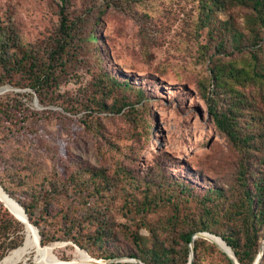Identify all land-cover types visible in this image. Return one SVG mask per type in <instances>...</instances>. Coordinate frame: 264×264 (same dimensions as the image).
I'll use <instances>...</instances> for the list:
<instances>
[{
	"label": "trees",
	"instance_id": "obj_1",
	"mask_svg": "<svg viewBox=\"0 0 264 264\" xmlns=\"http://www.w3.org/2000/svg\"><path fill=\"white\" fill-rule=\"evenodd\" d=\"M154 1L49 0L56 17L52 36L27 41L13 20L18 6L13 0H0V87L28 88L44 107L83 114L81 123L95 139L104 135L95 114L120 116L149 136L153 119L146 87L100 65L109 58L102 38L108 12ZM193 2L195 31L206 30L210 36L200 45L208 63L199 83L201 96L227 151L213 144L206 172L180 165L172 173L165 161H157L148 173L120 162L113 169L83 162L71 164L64 176L41 178L39 166L30 161L33 155L16 157L18 151L4 150L12 160L5 172L17 184L6 185L0 173V185L33 225L64 223L69 231L63 238L95 258L129 256L146 264H188L194 243L193 264H203L204 256L213 251L233 264L214 244L193 239L197 233H210L231 247L240 264L256 262L264 242V0ZM228 10L233 13L227 18ZM82 48L86 56L77 54ZM234 53L242 60H226ZM86 63L95 75L90 87L76 95H60V86ZM12 102L13 97H0V126L13 122ZM22 187L27 188L24 193L18 191ZM70 194L79 197L85 213L65 207L64 198ZM97 202L107 206L96 208ZM115 213L136 218L140 223L135 225L146 234H136L130 223H116ZM153 215H160V220L150 221ZM40 233L43 246L55 239ZM24 238L25 225L0 203V261L10 251L23 249Z\"/></svg>",
	"mask_w": 264,
	"mask_h": 264
},
{
	"label": "rangeland",
	"instance_id": "obj_2",
	"mask_svg": "<svg viewBox=\"0 0 264 264\" xmlns=\"http://www.w3.org/2000/svg\"><path fill=\"white\" fill-rule=\"evenodd\" d=\"M13 3L19 8L13 20L27 41L52 36L56 17L49 0H13ZM196 6L193 0H155L146 7L133 4L111 9L106 17L102 38L109 58L106 57L100 66L109 67L131 83L146 87L153 119L149 136L144 129L134 128L120 116L110 114L106 118L95 114L103 123L101 129L104 133L95 139L81 123L83 114L70 115L60 107H44L28 88H15L9 84L0 87L5 89L0 97H13L11 104L14 107L13 122L4 121L0 126V173L4 183L8 186L13 184V188L17 184L5 172L12 160L3 154L4 150L18 151L16 157L33 155L30 161L39 166L37 170L41 178L46 175L64 176L71 164L83 162L109 169L120 162L132 171L148 173L157 161H165L164 167L172 173H177L180 165H188L197 173L206 172V159L213 155V144L220 145L225 151L227 144L217 132L201 96L199 83L207 73L208 63L200 45L206 44L210 36L206 30L195 31ZM232 13L228 10L227 15L219 13V17L225 19ZM239 22L243 23V19ZM77 54L86 56L83 48ZM237 54H229L226 60H242L243 57ZM122 68L126 72H122ZM71 75L60 86V95L84 92L95 76L87 63ZM15 171L13 168V173ZM26 189L22 187L18 191L24 193ZM0 196L3 197L1 187ZM64 205L77 207L79 213H85L79 197L72 194L64 198ZM95 205L103 209L107 206L103 202ZM115 214L116 223H130L136 234H146L145 229L135 225L140 223L136 218L129 220ZM158 220L160 215L150 218L152 222ZM64 226V223L51 221L42 223L40 228L36 226L41 242V230L48 238H55L44 246L37 245L34 233L26 229L21 244L26 246L10 251L0 264H89L92 258L103 259L87 255L85 250L77 249L79 246L63 238L69 231ZM210 238L217 250L223 252L220 248H224V244L212 236ZM130 258H115L119 261L113 264H136L129 261ZM202 262L226 264L218 251L204 256Z\"/></svg>",
	"mask_w": 264,
	"mask_h": 264
},
{
	"label": "water",
	"instance_id": "obj_3",
	"mask_svg": "<svg viewBox=\"0 0 264 264\" xmlns=\"http://www.w3.org/2000/svg\"><path fill=\"white\" fill-rule=\"evenodd\" d=\"M5 91V89L4 88H2V89H0V93H2V92H4ZM1 186V185H0ZM2 187V186H1ZM2 189H3V191L6 193V195L10 198V199H12V200H14L17 204H18V206L19 207H21V209L23 210V212H24V216H25V219L23 220V219H20L19 217H17L11 210H10V208H8L7 206H6V204L5 203H3L1 200V202L5 205V207L10 211V213L18 220V221H20L22 224H24L25 225V230H26V227L27 226H30V227H33L34 229H35V231H36V233H37V236H38V238H39V243L41 244V237H40V234H39V230H38V228L35 226V225H33L32 223H31V221H30V219H29V217H28V215H27V213H26V211H25V209L20 205V203L19 202H17L15 199H13L6 191H5V189L2 187ZM210 236H213V237H217V238H219L220 240H222L226 245H227V243L222 239V238H220V237H218V236H216V235H213V234H210V233H197L194 237H193V239L195 240V239H197V238H201V239H205V240H207V241H209V242H211V243H213V244H215L213 241H212V239L210 238ZM217 245V244H216ZM218 246V245H217ZM219 247V246H218ZM227 247H229V249L231 250V252H232V255L230 254V253H228L225 249H223V248H220L223 252H225L227 255H228V257L231 259V261H232V263L233 264H240L239 263V261H238V259H237V257H236V255H235V253H234V251L231 249V247L230 246H228L227 245ZM191 256H190V260H189V263L188 264H193V260H194V243H191ZM77 249H79V250H82L81 248H79V247H77ZM82 251H84V250H82ZM87 255H89L88 254V252L87 251H84ZM263 256H264V242H263V244H262V248H261V252H260V254H259V256H258V258H257V260H256V262L254 263V264H260V261H261V259L263 258ZM92 258V257H91ZM92 260H93V262L95 263V264H113V263H115V262H118L119 261V259H94V258H92ZM129 261H131V262H133V263H136V264H145V263H143V262H141L140 260H138V259H135V258H130L129 259Z\"/></svg>",
	"mask_w": 264,
	"mask_h": 264
},
{
	"label": "bare ground",
	"instance_id": "obj_4",
	"mask_svg": "<svg viewBox=\"0 0 264 264\" xmlns=\"http://www.w3.org/2000/svg\"><path fill=\"white\" fill-rule=\"evenodd\" d=\"M1 187V186H0ZM2 188V187H1ZM2 191H3V189H2ZM0 200L3 202V203H5L6 204V206L8 207V208H10V210L14 213V214H16L20 219H25V216H24V214L19 210V208L14 204V200H12V199H10L7 195H6V193L3 191V197H1L0 196ZM17 204V203H16ZM21 208V207H20ZM26 229H28V230H30V231H32L33 233H34V236H35V238H36V244L37 245H39L40 243H39V238H38V236H37V233H36V231H35V229L33 228V227H30V226H27L26 227ZM211 237V236H210ZM213 237V236H212ZM215 239H218L221 243H223L224 244V248L223 249H225L228 253H230L231 255H232V252H231V250L229 249V247H227V245L222 241V240H220L219 238H217V237H214ZM33 240H34V238H33ZM33 244V243H32ZM40 245H42V244H40ZM228 249V250H227ZM44 251L45 252H48V250L47 249H44ZM87 261V260H86ZM89 264H95L94 262H93V260H89Z\"/></svg>",
	"mask_w": 264,
	"mask_h": 264
}]
</instances>
